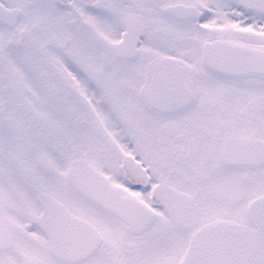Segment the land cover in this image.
I'll list each match as a JSON object with an SVG mask.
<instances>
[{"label": "snow or ice", "instance_id": "obj_1", "mask_svg": "<svg viewBox=\"0 0 264 264\" xmlns=\"http://www.w3.org/2000/svg\"><path fill=\"white\" fill-rule=\"evenodd\" d=\"M0 264H264V0H0Z\"/></svg>", "mask_w": 264, "mask_h": 264}]
</instances>
